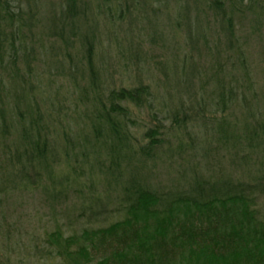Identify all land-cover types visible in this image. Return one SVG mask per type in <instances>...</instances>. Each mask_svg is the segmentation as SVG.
<instances>
[{"label":"trees","instance_id":"16d2710c","mask_svg":"<svg viewBox=\"0 0 264 264\" xmlns=\"http://www.w3.org/2000/svg\"><path fill=\"white\" fill-rule=\"evenodd\" d=\"M115 1L107 5L115 20L125 13L144 19L152 7L149 0ZM184 1L197 10L203 6V13L223 27L225 49L212 57L208 48V56L217 58L212 79L219 90L208 96L201 84L194 93L187 85L192 80L182 79L183 87L174 92L178 103L165 108L168 125L152 112V126L138 134L132 128L138 121L134 113L152 111L155 93L142 82L103 91L94 36H76L73 23L88 19L83 0H0V198L38 192L55 201L74 194L87 224L99 215L106 221L110 211L123 215L67 237L58 229L48 233L45 243L66 264H89L92 241L110 248L121 264H264V220L257 211L258 196H264V107L240 103L236 121L227 113L236 106L237 90L226 81L225 69L242 61L230 26L245 1ZM247 2L248 12L260 18L264 0ZM82 61L81 81L76 71ZM46 77L48 85L67 78L66 101H57V86L53 93L42 91ZM219 152L228 155L242 177L204 172L208 159ZM177 156L185 164L195 159L189 169L182 168L187 189L159 193L149 182L154 166ZM98 191L109 199L91 201ZM114 194L118 207L111 210ZM114 235L119 240L111 239Z\"/></svg>","mask_w":264,"mask_h":264},{"label":"rangeland","instance_id":"374dc122","mask_svg":"<svg viewBox=\"0 0 264 264\" xmlns=\"http://www.w3.org/2000/svg\"><path fill=\"white\" fill-rule=\"evenodd\" d=\"M105 1L83 0L84 5L90 9L87 14L88 19L75 20L76 22L73 23L77 29L76 36L80 37L84 33L94 36L93 40L97 45V57L94 63L99 69L100 87L103 91L113 85H136L142 82L149 84L151 92L155 93L152 111L142 109L134 113L138 121L134 120L133 131L140 134L152 126L150 124L152 112L157 114L159 122L161 120L163 124L168 125L164 118L165 108L172 102L178 103L174 92H178L183 87L182 79L192 80V84L188 80L187 85L189 84L188 90L194 93L199 90L201 84H204L205 95L216 93L217 90L214 89L216 87L219 90L212 79L214 72L212 65L217 58L212 57L216 56L218 51L225 49L226 35L216 18L207 17V14L203 13V6L198 5L199 11L184 0H149L152 7L145 13L144 19L137 20V15L133 18L134 15L125 13L124 18L117 17L115 20L110 17L107 5L115 6L117 1L111 0L112 3ZM244 1L242 13L233 18L230 26L234 30V45L239 49L242 61H238L240 65L237 63L234 66L227 65L225 69L226 81L232 84L234 91L237 90L236 106L227 110L231 115V121L239 118L242 113L241 105L249 106L251 109L264 107V9L262 16L255 18L248 12L247 0ZM46 4L50 6L49 1H46ZM183 5L188 6L185 9ZM255 10L258 12V9ZM229 12V3H226V13ZM112 18L115 21L109 23ZM75 46L78 48V42ZM208 48H211L212 57L208 56ZM237 57L233 55L232 62H236ZM83 67L82 61L76 71L77 78L81 81L84 79ZM40 71V68L36 70V74ZM34 80L36 81L32 77V81ZM48 82L49 77L42 80V84L47 85H40L42 91L53 93V90H56L54 87L57 86L60 88V98L57 101H66L69 95L67 91L70 90L67 78H54L53 85H48ZM236 82H239V87ZM242 100L244 103L241 102ZM194 160L189 159L188 164L182 162L178 156L172 159V163H168L166 159L162 160L154 166L149 182L153 188L159 190V193H170L178 189L183 192L187 189V185L183 183L186 179L183 180L181 177L182 168L189 169ZM206 165H208L206 167L208 170L206 168L204 170L206 174L216 175L217 171H221L222 174L229 175L232 180L242 177L241 170L231 162L228 155L222 152L210 157ZM107 194L98 191L91 201L104 203L109 199L110 195ZM113 198L110 199L112 202L110 206H106L111 210L118 207L115 194ZM48 200L38 192L30 196L12 197L7 201L0 198V264H66L63 258L55 257L53 249L45 243L48 233L58 229L64 237H67L72 233H79L83 228L107 226L123 217L118 212L110 211L106 221L102 220L105 215H99L95 216L97 221L87 224V215L83 214L84 209L76 195L69 194L66 199H57L58 201ZM257 203L258 215L264 220L263 195L258 196ZM111 237L116 241L119 240L118 236ZM109 238L105 240L110 242ZM92 243L89 249L91 257L89 264H102L105 259L109 260L108 264L120 263L115 257L112 258L110 248L96 244L99 242L92 241ZM104 250L106 252H103Z\"/></svg>","mask_w":264,"mask_h":264}]
</instances>
